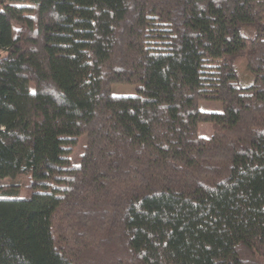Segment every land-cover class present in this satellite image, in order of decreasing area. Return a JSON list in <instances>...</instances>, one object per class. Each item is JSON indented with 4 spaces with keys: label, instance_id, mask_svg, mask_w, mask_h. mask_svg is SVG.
<instances>
[{
    "label": "trees",
    "instance_id": "trees-1",
    "mask_svg": "<svg viewBox=\"0 0 264 264\" xmlns=\"http://www.w3.org/2000/svg\"><path fill=\"white\" fill-rule=\"evenodd\" d=\"M18 176L0 264H264V0H0Z\"/></svg>",
    "mask_w": 264,
    "mask_h": 264
},
{
    "label": "rangeland",
    "instance_id": "rangeland-1",
    "mask_svg": "<svg viewBox=\"0 0 264 264\" xmlns=\"http://www.w3.org/2000/svg\"><path fill=\"white\" fill-rule=\"evenodd\" d=\"M3 2H7L9 0H2ZM237 67H238V73L240 76L241 81L246 84L249 83L252 79V76L250 72L247 70L245 61L244 59H239L237 62ZM111 92L113 94H122V95H131L135 93V87L131 83H113L111 84ZM199 107L202 109H207V110H212V111H218L221 109V102L218 100H212V99H201L198 103ZM199 134L203 136H209L211 134V126L209 123H200L199 128H198ZM84 137H81V140L78 142V144L75 147L74 154H73V159H71L73 162H76L77 160V155L81 151V144H82V139ZM26 177L24 176H18L15 178H1L0 179V185L6 186L11 183H22L25 181ZM20 195H24V191H20Z\"/></svg>",
    "mask_w": 264,
    "mask_h": 264
}]
</instances>
